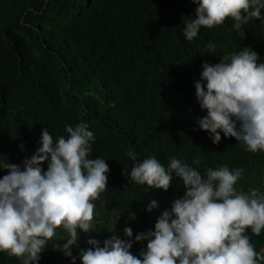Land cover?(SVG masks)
<instances>
[{"label":"trees","instance_id":"obj_1","mask_svg":"<svg viewBox=\"0 0 264 264\" xmlns=\"http://www.w3.org/2000/svg\"><path fill=\"white\" fill-rule=\"evenodd\" d=\"M197 7L192 0H0V161L23 167L41 146L44 128L56 140L67 137L66 126L83 122L94 133L89 158L110 167L107 190L94 202V230H78L75 264H82L80 249L91 247L89 238L103 246L114 233L132 239L131 252L140 256L148 241L135 235L154 230L186 192L175 174L167 191L132 181L129 150L165 167L174 156L202 175L225 165L242 169L237 190L264 194V151H247L223 132L213 143L197 123L207 110L195 89L203 63L216 64L223 55L250 47L264 63V23L253 18L237 32L228 19L188 41L184 22L195 18ZM210 41L215 54L207 52ZM7 172L0 169V178ZM152 200L157 206L149 212ZM125 227L133 229L132 238ZM246 234L257 252L264 250V230ZM65 242L50 241L39 264H73L53 247ZM0 264L22 261L0 252Z\"/></svg>","mask_w":264,"mask_h":264},{"label":"clouds","instance_id":"obj_2","mask_svg":"<svg viewBox=\"0 0 264 264\" xmlns=\"http://www.w3.org/2000/svg\"><path fill=\"white\" fill-rule=\"evenodd\" d=\"M192 2L198 7L195 18L184 22L188 41L201 28L211 29L228 19L234 21L237 32L253 18L264 23V0ZM207 52H217L211 41ZM258 61V54L245 47L223 55L216 64L203 63L195 89L207 115L197 123L211 134L213 143L221 142L223 132L244 144L247 151H264V63ZM65 131L67 137L54 140L44 128L41 146L30 159H24L23 167L0 161V169L8 170L0 178V252L22 264H39L41 253L54 239H66L53 247L72 257L75 264L72 249L79 243L78 230H94V202L109 185L106 160L89 158L94 133L88 124L66 126ZM127 155L135 161L127 175L135 183L167 191L175 174L186 192L162 212L154 230L135 235V241H148L140 256L131 252L132 239L113 232L103 246L94 237L87 240L91 247L80 249L82 264H264V250L257 252L246 234L251 229L259 236L264 230V194L259 189L248 194L237 190L242 169L225 165L208 168L202 175L174 156L165 167L155 157L138 160L132 150ZM44 162L47 170L42 167ZM156 206L152 200L147 210ZM124 233L133 237L131 227H125Z\"/></svg>","mask_w":264,"mask_h":264}]
</instances>
